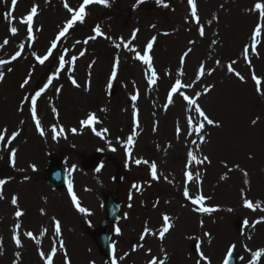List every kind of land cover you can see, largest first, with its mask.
I'll return each instance as SVG.
<instances>
[{
    "label": "rangeland",
    "instance_id": "obj_1",
    "mask_svg": "<svg viewBox=\"0 0 264 264\" xmlns=\"http://www.w3.org/2000/svg\"><path fill=\"white\" fill-rule=\"evenodd\" d=\"M65 2L76 11L83 0H17L14 10L11 0H0V60L11 61L0 65L4 73L0 132L7 129L0 142V179L7 181L0 199V264H45L52 248L56 249L53 264H113V260L115 264H149L158 254L161 259L180 255L179 264H224L235 254L239 264H252V253L264 249V95L260 94L264 93V21L254 9L255 3L264 0H196L199 24L191 16L187 0H163L161 4L156 0L139 4L137 0H109L108 7L94 3L86 7L84 21H77L40 64L37 57L48 54L52 41L72 16ZM34 5L38 12L32 23L34 38L30 39L28 25L22 21ZM97 25L102 35L84 43L96 35ZM200 26L204 27L203 37ZM257 26L261 31L254 52L252 35ZM12 27L17 28L14 35ZM136 29L139 32L131 40ZM153 37L148 54L157 80L149 84L151 70L135 53L144 55ZM129 40L135 51L124 48ZM118 43L120 48L115 47ZM245 47L249 49L247 59ZM17 51L21 55L11 60ZM61 55L65 60L62 68ZM117 56L119 66L112 80ZM72 57H76L74 62ZM202 65L204 75L200 76ZM236 72L244 76L243 82ZM253 72L261 80L260 93ZM26 78L29 82L21 88ZM177 80L182 87L172 94L169 104L168 95ZM38 91L37 119L43 136L31 117L30 103L23 99L30 100ZM133 95L138 96L136 101L131 100ZM183 96L195 99L219 127L207 125ZM92 113L95 122L82 125ZM201 122L205 126L198 135L195 128ZM60 129L63 133L58 135ZM13 132L20 134L9 145ZM129 135L134 137L130 147ZM204 156L211 163H196ZM52 160L66 171L67 183L59 189L46 182ZM136 160L141 163L137 165ZM153 163L156 179L151 174ZM117 164L123 165L119 183L115 180ZM186 172L192 173V180ZM185 190L191 199L183 195ZM73 194L85 213L76 208ZM110 194L121 208L110 225L112 254L104 257L93 235L105 220L104 201ZM200 195L205 197L203 206L216 211H197L200 205L192 199ZM12 197L18 198L24 213L19 218ZM245 199L254 209L244 207ZM165 214L172 227L161 240ZM56 220L61 225L59 236ZM17 231L22 247L12 238ZM27 232L35 239L25 235ZM235 234L245 246L241 259L232 250ZM256 264H264V256Z\"/></svg>",
    "mask_w": 264,
    "mask_h": 264
},
{
    "label": "snow or ice",
    "instance_id": "obj_2",
    "mask_svg": "<svg viewBox=\"0 0 264 264\" xmlns=\"http://www.w3.org/2000/svg\"><path fill=\"white\" fill-rule=\"evenodd\" d=\"M144 0H137V3H143ZM163 2V0H156V3L157 4H161ZM100 4V5H103L105 7H108L110 6L109 5V0H83L82 4L79 6V9L74 11L71 7H69L68 3L65 2L64 4V7L67 9V11L69 13H72V16L71 18L64 24V26L61 28V30L58 32V35L55 37V39L52 41L51 43V47L49 48L48 50V54L43 56V58L41 57H37V60L39 61L40 64H43L48 58L49 56L51 55V52H52V49H55L56 46H57V41H59L62 37H65L66 33H68L69 29L73 27V25L77 22V21H80L81 23L84 21V18L86 16V7L91 5V4ZM187 3L188 5L190 6V10H191V16L193 18L196 19V23L199 24L200 21H199V17H198V14H197V3H196V0H187ZM16 4H17V0H11V6H12V9L14 10L15 7H16ZM169 5L168 4H163V7L167 8ZM254 9L255 10H258L259 14H260V20L261 21H264V3H255L254 4ZM249 11H252V9H250ZM37 12H38V6H32L31 9H30V12L29 14L27 15V17L25 19H23V23L28 25V28H27V32L29 34V38L30 39H33L34 37H32V23H33V18L37 15ZM152 27L154 28L155 25H152ZM11 33L14 35L17 33V28L15 27H12L10 29ZM260 31H261V28L259 26H257L254 30V33L252 35V45H251V48L252 50L255 52V49H256V43H255V40H256V37L260 35ZM94 32H95V36H90L88 37L87 40L84 41V43H87L88 40H94L96 39V36H100L102 35V32H101V28L99 25H97L95 28H94ZM139 32V29H136L133 31L132 35H131V40H134L136 38V35L137 33ZM204 27L203 26H200L199 28V35L201 37L204 36ZM165 35H167V33H165ZM107 38V37H106ZM155 37H153L149 42H147L146 44V48H145V54L144 55H141L139 52H136L135 53V58L138 60V61H142L143 64L147 65L148 68L151 70V75L148 79V83L149 84H155L156 83V80H157V74H156V71L155 69L152 67V58L151 56L148 54L152 48H153V43L155 42ZM131 40H129L127 43H124L123 46L124 48L128 49V51H135L133 48H130L129 47V44H131ZM8 43L7 40H4L3 44L6 45ZM79 43V42H77ZM190 43H194V41H191ZM0 47H3V45H0ZM23 45H20V48L23 49ZM115 47L116 48H120L121 47V44H115ZM189 52L191 51V49L188 50ZM248 51L249 49L247 47H245L243 49V52H244V56L245 58L247 59V56H248ZM187 52L184 54L185 56H187ZM21 55V53L19 51H17L15 53V55H13L11 57V60H16L17 57H19ZM81 55H84L83 52H81ZM256 55H259V53H256ZM76 57H72V60L73 62L75 61ZM11 61L9 60H0V65H4V64H8L10 63ZM65 63V60H64V56L61 55L59 57V64L61 66V68L63 67ZM217 64H219L220 62L219 61H216ZM250 63V62H249ZM119 66V57L117 56L115 58V62H114V66H113V71L111 72V79L114 80L116 78V75H117V71L116 69L118 68ZM8 71H12L11 68L8 69ZM228 71L229 72H232L233 71V68H232V65L229 64L228 65ZM182 74V73H181ZM211 74V73H209ZM199 75L200 76H203L204 75V68H203V65L200 67L199 69ZM235 75L243 82L245 80L244 76L240 75V73L236 72ZM29 78H30V75H29ZM252 79L255 81L256 85H257V92L260 93V88H259V85L261 84V80L255 75V73L253 72L252 73ZM4 80V73L3 72H0V82H2ZM29 82V79L26 78L21 84H20V87L21 88H24ZM48 83L50 84L51 83V79L48 81ZM72 83L73 85H75L76 87H79V85L77 84L76 80L75 79H72ZM108 87L111 88L112 87V84H111V80L109 81V84H108ZM182 87L181 85V81L180 80H177L175 82V85L171 88V93L168 95V103H172V94L176 93L177 92V89ZM207 91H210V89H205V92ZM262 95H264V93H260ZM41 95V92H36L35 93V96H33L30 100L28 97H24L23 99L27 102L30 103L31 105V117L33 120L36 121V127L37 129L40 130V134L43 136L44 135V132H43V129L40 127V121L39 119H37V109H36V105H37V97H39ZM183 95V94H182ZM138 98L137 95H133L131 97V100L132 101H136ZM183 99L187 101V103L189 105H195V111L199 114L200 117L203 118V121L207 123V125H210V126H215V127H219V124L216 123L214 120L210 119L204 112L203 110L199 107L198 104H196V100L195 99H191L189 98L188 96H183ZM21 111H23V108L21 107L20 108ZM53 111H55V109H53ZM106 111V110H105ZM96 120V116L94 113L90 114L89 117L83 121H81V124L82 125H90L92 123H94ZM259 120V117H257L256 119H253L252 120V124L255 125ZM137 126H138V120H137ZM188 124L191 126L192 124V120L191 118L188 119ZM205 124L203 122L199 123L198 127L195 128V132L196 134L199 135V133L201 132V130L204 128ZM53 131L55 132L56 129L55 127L53 128ZM105 132H107V129L104 130ZM72 132H76V129H72ZM7 133V129H3L2 132H0V142H3L4 141V138H5V134ZM63 133V129H60V132L57 133L58 135L59 134H62ZM177 133H179V129H177ZM20 133L19 132H13L8 140V144L10 145L11 142L13 140L16 139V137L19 135ZM97 135H100V133H97ZM133 139L134 137L132 135H129L127 137V144L128 146L130 147L132 144H133ZM195 143V141H193ZM204 142V138L203 136L200 137V143H203ZM113 151H115V149H112ZM130 155V153H129ZM15 156H16V152L15 150H13L11 152V161L13 163V165L15 164ZM188 156L190 157L191 160H196V157L192 154V153H189ZM204 162H208V163H211V161L209 160V158L207 156H204L202 160H197L196 163H204ZM135 163L137 165H139L141 163L140 160H136ZM238 167V166H237ZM32 168L33 170H35V165H32ZM156 169H157V166L155 163H153L151 165V174H152V177L154 179L158 178L157 177V174H156ZM99 171V169H98ZM185 175L187 176V178L189 180H192V173L191 172H186ZM244 175H247V173L245 172ZM222 178H227V177H222ZM5 183H7V181L3 180V179H0V199L3 198V194H2V189H3V186L5 185ZM69 191L71 192V184L69 185ZM183 195L185 197H188L189 199H191V197H189V193L187 190L184 191ZM72 200L76 206V208L81 212V213H85L87 210L83 207L80 206V203L79 201L77 200L75 194L72 195ZM204 200H205V197L203 195H200L198 196L196 199H192V203L193 204H198L200 205L199 208H197L196 210L199 211V212H202V213H211L213 211H216L215 208H210V207H204L203 204H204ZM18 198L17 197H12L11 199V204L12 205H15L17 206V211L15 212V216L17 218L21 217L24 213L22 211L19 210V206H18ZM244 207L246 208H249V209H254V205L253 203L250 201V200H247L245 199L244 200ZM255 207H258L255 206ZM229 211H232L231 209H229ZM41 212L43 213V210H41ZM162 220H163V227L160 229L159 231V238L161 240L164 239L165 237V234L169 232L170 228L172 227V224L170 223V217L168 215H163L162 217ZM260 221H256V223H259ZM245 223H247V221H245ZM255 225H253L254 227ZM19 225H16V228L19 229ZM117 232H119V229L117 228L116 229ZM55 233L57 236H59L61 234V225H60V221L59 220H56L55 221ZM148 234V230L145 229V235ZM25 235H27L29 238H32V239H35V237L33 236V234L31 232H27L25 233ZM13 240L16 244L17 247H22V243H21V239H20V235H19V232H14L13 234ZM60 246L63 247L64 245V242L63 240H60ZM41 257L44 258L45 257V254L44 252H41L40 253ZM56 255V249L55 248H52L51 249V252L50 254L45 258V264H53V257ZM202 258H203V254H201ZM261 256H264V249H261V250H258V251H255L252 253V257H253V260H252V264H256V262L259 260V258ZM166 258V257H165ZM113 264H115V260H113ZM149 264H164V259H160L159 261L156 259V258H153L149 261Z\"/></svg>",
    "mask_w": 264,
    "mask_h": 264
},
{
    "label": "water",
    "instance_id": "obj_3",
    "mask_svg": "<svg viewBox=\"0 0 264 264\" xmlns=\"http://www.w3.org/2000/svg\"><path fill=\"white\" fill-rule=\"evenodd\" d=\"M47 181L54 188H59L65 183V173L63 167L57 162H51L50 168L47 170ZM107 221L103 223L102 227L94 235L95 242L99 246L101 253L105 256L110 254V234L109 223L114 221L119 211V204L114 201L112 197L106 200ZM237 258L231 255L226 264H236Z\"/></svg>",
    "mask_w": 264,
    "mask_h": 264
},
{
    "label": "bare ground",
    "instance_id": "obj_4",
    "mask_svg": "<svg viewBox=\"0 0 264 264\" xmlns=\"http://www.w3.org/2000/svg\"><path fill=\"white\" fill-rule=\"evenodd\" d=\"M233 240L234 241H232L233 242V244H232V250L235 251V252H237V254L239 256V259H241V255L243 256V252H244V248H245L244 243H243V240H242V238L238 234H235V237H234ZM160 252H164V251H160ZM158 258L161 259L162 257L159 256V254H158V256L156 257V259H158ZM164 261H166L167 264H179L180 255H174V254L173 255H169L166 259H164ZM143 264H147V263H143ZM237 264H239V262Z\"/></svg>",
    "mask_w": 264,
    "mask_h": 264
}]
</instances>
